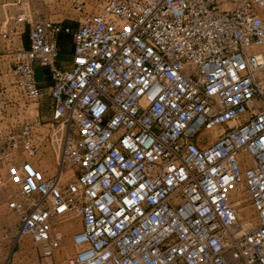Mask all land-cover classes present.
Here are the masks:
<instances>
[{"label": "built area", "instance_id": "built-area-1", "mask_svg": "<svg viewBox=\"0 0 264 264\" xmlns=\"http://www.w3.org/2000/svg\"><path fill=\"white\" fill-rule=\"evenodd\" d=\"M262 7L104 0L77 5L72 21L14 15L28 41L7 82L50 105L46 119L19 128L0 106V187H16L17 237H31L39 263L61 247L54 222L77 218L67 264H264ZM0 34L9 36L8 19ZM66 51L69 68L58 64ZM46 151L52 174L32 161ZM241 186L251 226L234 199Z\"/></svg>", "mask_w": 264, "mask_h": 264}, {"label": "rangeland", "instance_id": "rangeland-1", "mask_svg": "<svg viewBox=\"0 0 264 264\" xmlns=\"http://www.w3.org/2000/svg\"><path fill=\"white\" fill-rule=\"evenodd\" d=\"M103 2L104 0H0V22L5 19L6 15L10 16L19 11L33 9H36L43 17L61 21H72L78 14L76 10L77 5H80L83 10L91 11L99 9ZM259 13L264 17V7L259 9ZM11 20L12 17L8 18V24ZM0 29H2V27H0ZM260 48L263 49V47ZM7 69L3 68V70L0 71L3 77L7 75L6 73H9ZM35 71L38 82L41 85L46 84V67L38 65ZM8 87L10 92H15L17 89L11 83H9ZM15 96L14 103L16 101L21 106L23 105L22 107L27 108L25 112L18 109L19 118L29 120L35 119L36 105L39 106V116H36L38 119L44 120L49 116L50 98L48 94H43L37 99V104L35 100L26 99L18 94H15ZM13 113L15 114V112ZM8 116H10V114ZM232 123L233 121L230 122V124ZM217 131V129H214L212 134L215 135ZM53 159L55 160V155H53ZM47 167L48 172L53 173L55 171V164L53 162ZM2 169H0V173L6 176L5 168ZM13 196H17V190L14 185H4L0 187V251H2L3 255H5V252H14V261L10 264H41L36 257L35 243L31 237L28 235H23L20 238L17 237L16 230L18 227L19 215L8 207V201ZM234 199L237 203L240 221L243 222L245 226L254 225L256 223V217L249 195L244 186H241L240 190L234 192ZM54 224H56L57 227H61L60 229L63 234L61 247L56 250L52 262H44L42 264H67V257L74 251L71 233L80 226L79 219L69 218L63 221L57 220Z\"/></svg>", "mask_w": 264, "mask_h": 264}, {"label": "crops", "instance_id": "crops-1", "mask_svg": "<svg viewBox=\"0 0 264 264\" xmlns=\"http://www.w3.org/2000/svg\"><path fill=\"white\" fill-rule=\"evenodd\" d=\"M15 14H12L10 16L6 15L5 19L11 18L12 20L9 23V36L8 37H2V35L0 34V71L4 69H7V71H11V67L13 64V52L20 48L23 47L27 44L28 41V32H27V27L24 24H18L15 23L13 21V17ZM2 22L3 20L0 22V27H2ZM13 28H17V31L15 32L13 30ZM1 31V29H0ZM4 39V40H3ZM262 49V48H261ZM263 52H264V47H263ZM58 64L60 66L69 68L70 67V56H69V51L66 52H62L58 58ZM39 64L35 65V70L36 67ZM36 72V71H35ZM8 75V73H6ZM46 74L48 76V71L46 69ZM7 75L3 77L2 74H0V106L3 109V119H4V123L5 124H9L14 126L15 128H19L20 125L24 122H30L33 124H37L39 122L40 119H38L37 117L39 116V106L36 105L35 106V110H36V115H35V119H21L18 116V109H21L22 112L27 111L26 107H22L20 104H18V102L15 101L14 103V99H15V94H19L18 89L15 90V92H10L9 91V83L7 82ZM46 76V84L48 82V77ZM38 80V79H37ZM46 84H44L43 86H45ZM15 86V85H13ZM16 87V86H15ZM21 96V95H20ZM35 103H38V100H35ZM15 112V114L13 113ZM17 113V114H16ZM10 114V116H8ZM8 116V117H7ZM37 116V117H36ZM34 120V121H33ZM46 149V147H45ZM32 161L34 162V164L43 169V171L46 174H52L51 172H48L47 170V166L49 164H51L52 162L55 164V160L53 159V153L51 151H46L43 152L40 155H36L35 157L32 158ZM5 168L4 166H2L0 164V169ZM4 170V169H2ZM36 253V251H35ZM0 258L2 261H4L6 258H8V263H12V261H14V252H5V255L2 254V251H0Z\"/></svg>", "mask_w": 264, "mask_h": 264}]
</instances>
